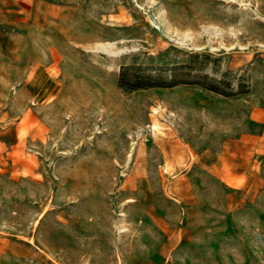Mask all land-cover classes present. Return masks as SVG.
I'll use <instances>...</instances> for the list:
<instances>
[{"label": "rangeland", "instance_id": "obj_1", "mask_svg": "<svg viewBox=\"0 0 264 264\" xmlns=\"http://www.w3.org/2000/svg\"><path fill=\"white\" fill-rule=\"evenodd\" d=\"M0 264H264V0H0Z\"/></svg>", "mask_w": 264, "mask_h": 264}, {"label": "trees", "instance_id": "obj_2", "mask_svg": "<svg viewBox=\"0 0 264 264\" xmlns=\"http://www.w3.org/2000/svg\"><path fill=\"white\" fill-rule=\"evenodd\" d=\"M123 70H124V68L121 69V71H123ZM121 76H122V73H121ZM119 82H120V84H122V78H120Z\"/></svg>", "mask_w": 264, "mask_h": 264}]
</instances>
